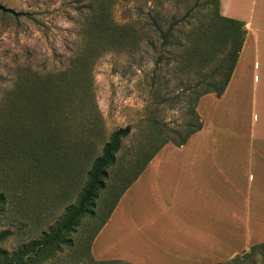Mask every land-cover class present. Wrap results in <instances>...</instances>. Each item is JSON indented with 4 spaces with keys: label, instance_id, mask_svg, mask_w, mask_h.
I'll use <instances>...</instances> for the list:
<instances>
[{
    "label": "rangeland",
    "instance_id": "374dc122",
    "mask_svg": "<svg viewBox=\"0 0 264 264\" xmlns=\"http://www.w3.org/2000/svg\"><path fill=\"white\" fill-rule=\"evenodd\" d=\"M0 4L27 15H0V205L4 208L0 232H11L0 243V255L5 253L13 264H94L87 246L121 186L119 176L125 172L131 176L160 143L185 134L186 124L192 122L193 87L209 76L216 63L210 62L206 48V66L187 70L180 64L186 49L165 48V37L157 34L136 38L140 42L135 50L129 37L123 38L122 48L98 46L79 36L85 22L80 13H86L84 7L90 4L95 14L103 6L108 15L101 20L119 26L140 28L156 22L165 31L177 24L180 31L166 39L186 43L190 26L213 24L211 0H0ZM157 58L160 63L155 67ZM35 86L53 91L51 111L45 108L46 99L29 97ZM45 126L54 129L47 133L76 138L83 145L66 155L52 151L46 161L35 163L33 144ZM126 126L130 134L122 140L116 164L90 207L93 218L89 213L81 217L66 233V243L33 251L75 204L111 133ZM17 254H25L23 263L15 260ZM243 255L237 257L241 261L227 264H264L259 254L247 259Z\"/></svg>",
    "mask_w": 264,
    "mask_h": 264
},
{
    "label": "crops",
    "instance_id": "0c3cea01",
    "mask_svg": "<svg viewBox=\"0 0 264 264\" xmlns=\"http://www.w3.org/2000/svg\"><path fill=\"white\" fill-rule=\"evenodd\" d=\"M246 37L221 97L202 96V128L166 144L93 239L96 262L225 264L264 243V0H219Z\"/></svg>",
    "mask_w": 264,
    "mask_h": 264
},
{
    "label": "trees",
    "instance_id": "16d2710c",
    "mask_svg": "<svg viewBox=\"0 0 264 264\" xmlns=\"http://www.w3.org/2000/svg\"><path fill=\"white\" fill-rule=\"evenodd\" d=\"M211 5L213 6V24L210 27L204 25L190 26L189 30L186 32V43H172L166 39L167 37H171L180 31L181 27H178L177 24L170 25L165 31H163L162 27L156 22H153L151 25L142 26L140 28L134 27L132 25L119 26L115 23H110L105 20L107 13L103 6L98 9L99 13L95 14V10L90 6V4L84 7L86 9V13L89 12L88 14H86L85 12L80 13L81 17L85 19V22L80 24L79 36H81L82 40L98 44V46L106 45V47H109L111 49L122 48V45L124 46L122 42L123 38L125 39L129 37L131 38V40H134V44L131 49L135 50L137 49L140 42V40L138 41V39L136 38L146 37L150 34H157L165 37V40L163 42L165 48H167L168 46H176L179 48H183V50L186 49V53L181 56L180 64L185 66V69L187 68V70H191L193 68L195 70H199L202 67L206 66L208 60L203 57V51L206 48L210 55V62L216 63L215 68L210 72L209 76L205 77V79H202L199 82H196L193 87L194 92L191 93L192 122L186 124L188 130L185 132V134H179L178 138L174 141L166 140L160 143L143 160L141 166L137 170L131 171V176H129L130 172L128 174L127 172H125L123 173V175L119 176L122 179L121 186L118 187V190L114 196L113 201L110 204L107 214L105 215L99 227L94 231L87 246L89 257L94 264H126L118 261H94L90 255V246L93 239L110 217L120 197L137 180V178L143 172L148 163L154 158V156L167 143H171L176 147L185 145L187 140L202 128V122L196 111V106L199 99L206 94H213L217 98L221 97L230 81L237 59L242 50L247 32L244 24L241 21L230 19L220 15L219 0H211ZM0 15L11 16L13 18L27 16L25 14L15 12L12 9L6 8L1 4ZM103 16H105V19L101 20ZM149 45L153 48L155 47V44L152 41L149 42ZM159 63L160 60L159 58H157L155 61V67H157ZM181 71H183L182 68ZM196 88H198V90H195ZM52 92L50 91V88H39V86H35V88L31 90L29 97L34 99L35 101H43L44 99H46L47 105H45V108L51 111L50 109H52L53 103H50V95ZM6 95L9 98L12 93H8ZM12 107H14V105ZM34 127L37 130L38 124H36ZM48 129L50 132H54L53 128ZM48 129L45 126L33 144V149L35 152L33 160L35 161V163L46 161V159L49 157L48 154L52 153V151H63L66 155L69 150L73 148L76 149L77 146L83 145L81 144L82 141L77 142L78 140H76V138H72L69 136L62 137L56 134L47 133ZM130 131V126H126L124 128H119L111 133L107 142L104 143L102 147L100 156L94 159L91 168L87 173L86 182L75 204L67 209L63 219L56 226V228L53 229L49 234H45L41 238V240L36 243V246L32 248L33 251L36 248L37 250L47 247L56 248L61 243H66V233L72 229L73 225H75L81 217L89 213L90 217L93 218V214L92 212H90V207L95 203L99 191L104 189V183L109 176L108 170L114 168L117 161L116 155L121 148V142L128 137ZM0 199H3L2 195H0ZM3 213L4 208L2 205H0V215H3ZM10 236L11 232L9 230L0 232V243L6 241ZM28 252L29 251H25L24 253L26 254ZM25 254H17L19 258H15V260L21 261L20 263H23L22 257ZM255 254H259L264 258V243L252 246L250 252L245 253L243 255V258L247 259L251 256H254ZM6 257L7 255L1 252L0 264H13V261L11 259H7ZM235 260L238 261L239 259L235 257L231 261Z\"/></svg>",
    "mask_w": 264,
    "mask_h": 264
}]
</instances>
